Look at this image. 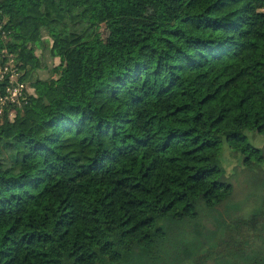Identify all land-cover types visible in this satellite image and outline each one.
<instances>
[{"label": "trees", "instance_id": "1", "mask_svg": "<svg viewBox=\"0 0 264 264\" xmlns=\"http://www.w3.org/2000/svg\"><path fill=\"white\" fill-rule=\"evenodd\" d=\"M106 22L154 41L113 51ZM9 54L25 100L0 105V264H206L234 193L222 144L264 168L245 134H264V0H0ZM261 202L214 264H264Z\"/></svg>", "mask_w": 264, "mask_h": 264}, {"label": "rangeland", "instance_id": "2", "mask_svg": "<svg viewBox=\"0 0 264 264\" xmlns=\"http://www.w3.org/2000/svg\"><path fill=\"white\" fill-rule=\"evenodd\" d=\"M100 32L111 50L129 55L134 54L141 44L154 41L155 37V32L136 35L128 30H120L112 22L104 23L100 28ZM13 34L17 35L15 32ZM44 41L46 45H51L50 38L46 37ZM54 62H58L57 57H54ZM79 74L70 64L55 76L62 83L66 97L69 100H74L78 94L77 77ZM245 134L247 141L259 148L261 154L264 156V134L253 131H245ZM220 162L224 169L225 177L234 185V193L230 201L219 207L222 215L221 218H224L223 221L228 222V229L226 234L221 238L222 241L218 239L219 234L217 235L218 237L215 236L209 241L211 242L210 244L218 243V245L206 251V264H214L215 260L213 256L225 251L226 247L230 244L240 243L238 242L239 239L248 241L252 239L249 230L251 226L245 221L250 220L252 215L261 209V198L264 197L263 167L257 168L256 173H253L255 172V166L252 168L245 166L243 156L233 151L225 142L221 146ZM256 164L258 166L261 165L260 162ZM258 219L264 220V215H261V218ZM207 227L212 231L217 229L214 222H208ZM237 227H240V231ZM233 229L235 231H231Z\"/></svg>", "mask_w": 264, "mask_h": 264}, {"label": "built area", "instance_id": "3", "mask_svg": "<svg viewBox=\"0 0 264 264\" xmlns=\"http://www.w3.org/2000/svg\"><path fill=\"white\" fill-rule=\"evenodd\" d=\"M19 70L13 66L12 54H9V61L7 64L0 66V80L7 78L9 83L6 85L5 91L0 93V105L4 106L7 103H16L25 100L24 90L25 84L20 81ZM12 114L9 113V116Z\"/></svg>", "mask_w": 264, "mask_h": 264}]
</instances>
